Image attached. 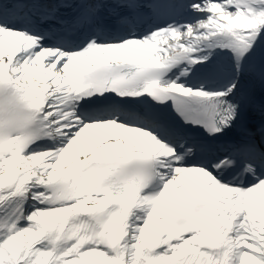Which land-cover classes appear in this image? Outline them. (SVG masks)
Returning <instances> with one entry per match:
<instances>
[{"label":"snow or ice","instance_id":"obj_1","mask_svg":"<svg viewBox=\"0 0 264 264\" xmlns=\"http://www.w3.org/2000/svg\"><path fill=\"white\" fill-rule=\"evenodd\" d=\"M0 264H264V0H0Z\"/></svg>","mask_w":264,"mask_h":264}]
</instances>
